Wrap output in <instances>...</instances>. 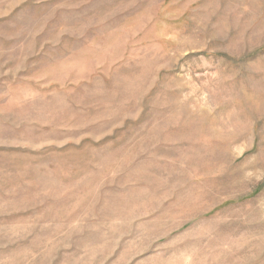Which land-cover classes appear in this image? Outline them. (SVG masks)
Here are the masks:
<instances>
[{"label": "rangeland", "instance_id": "rangeland-1", "mask_svg": "<svg viewBox=\"0 0 264 264\" xmlns=\"http://www.w3.org/2000/svg\"><path fill=\"white\" fill-rule=\"evenodd\" d=\"M0 264H264V0H0Z\"/></svg>", "mask_w": 264, "mask_h": 264}]
</instances>
